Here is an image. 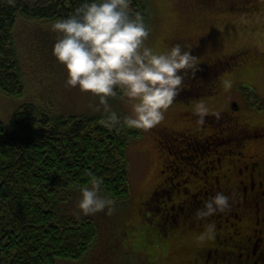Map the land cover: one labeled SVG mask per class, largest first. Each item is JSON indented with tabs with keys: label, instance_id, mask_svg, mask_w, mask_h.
Listing matches in <instances>:
<instances>
[{
	"label": "trees",
	"instance_id": "1",
	"mask_svg": "<svg viewBox=\"0 0 264 264\" xmlns=\"http://www.w3.org/2000/svg\"><path fill=\"white\" fill-rule=\"evenodd\" d=\"M81 2L82 0H0L1 93L8 97H22L27 90L17 34L18 25L22 22L50 24L55 18L70 15ZM148 3V0H130L131 11L141 12L146 22L150 17ZM180 7L190 15L187 21L200 27L201 35L209 37L210 30L204 31V28L216 25V19L197 18L192 13L217 11L233 16L260 14L264 11V0H182ZM185 21L186 19H182L181 23ZM225 24L230 27L227 28L228 31L234 27L230 19ZM183 31V28L175 29L166 38L163 49L167 51L176 43L182 44L198 58V67L196 71L187 72L183 89L176 100L191 103L193 96L214 93L218 76L228 68L236 66L241 70L250 69L263 62V57L253 54L254 49L247 46L232 54L235 57L230 64H220L226 62L222 59L226 56L202 61L199 58L202 46L197 41L200 33L197 35V32H193L186 36ZM47 36V40L52 41L51 33ZM234 60L237 61L235 65ZM101 116L100 113H49L36 103L28 101L9 122L0 118V264H57L58 259L85 260L98 242L99 225L91 217H75L71 207L74 199L80 195L78 185L88 183L90 174L103 177L102 191L113 197L116 204L123 205L131 198L127 147L133 139L142 135V130L125 129L117 132L99 124ZM193 116L195 122L199 123L196 115ZM219 123H223V120ZM206 124L213 130L222 129L218 123L213 125L211 121H206ZM228 139L227 136H214L211 139L214 146L227 142L218 151L222 154L221 160L231 152L234 153V149L230 147L235 141ZM173 142H176L175 139ZM174 143L173 146L168 145V153H174L180 158L172 167L173 175L182 177L186 173L187 177L196 176L200 168L208 163L204 155L205 149L211 144H205L204 148L197 139L188 140V143L184 141L180 145ZM173 148L175 150L172 152ZM200 194L198 202H194L190 206L193 208L186 211L188 221L181 228L175 227V223L164 224V227L155 224L153 218L161 213L153 207V203L143 202L138 210L143 217L140 227H134L144 240L140 246L141 251L150 250L149 244L155 243L158 238L157 243H162L166 252L169 251V245L174 243L179 245L177 254H183L184 249H189L195 253L193 259L202 255V242L211 239H201V234L208 223L214 224L216 231L219 214L203 219L197 217L199 205L203 206L216 193L205 191ZM179 195L176 192V196ZM178 212H181V208L170 212L169 216L174 214L178 218ZM167 234H171L170 238ZM173 234L176 236L174 239L171 237ZM189 235L194 238L195 243L187 247L185 242ZM102 252L103 250L100 254ZM193 259L187 262L181 259L180 262L192 264Z\"/></svg>",
	"mask_w": 264,
	"mask_h": 264
},
{
	"label": "rangeland",
	"instance_id": "2",
	"mask_svg": "<svg viewBox=\"0 0 264 264\" xmlns=\"http://www.w3.org/2000/svg\"><path fill=\"white\" fill-rule=\"evenodd\" d=\"M148 1L151 13L148 21L151 24L149 22L147 24L151 28V34L147 43L154 50L165 51L163 49L164 42L169 35L175 32V29L183 28L186 36L193 32L195 34L197 32L198 35L202 31L200 27L197 28V25L187 21L190 15L180 7L182 0ZM262 12L264 13V11ZM262 12L238 16L221 14L217 11L201 14L192 13L197 18H215L217 21L216 25L204 28V31L210 30L209 37H204L205 34L201 35V33L198 36L197 41L202 46L199 58L202 61L207 62L217 57L226 56L222 58L223 61H226L222 63L224 66L233 60L232 58L235 56L233 57L232 54L234 52L247 46L254 49L255 53L253 54L262 56L263 62L253 65V68L250 69L241 70L237 69L236 66L231 69L228 68L221 73V76H218L214 93L194 96L195 98L193 97L191 103L175 100L168 109L165 119L158 126L148 131L142 130V135L133 139L127 147L132 198L123 205L116 204V211L111 215L105 211L85 216L78 214L76 205L80 195L77 196L72 203V214L75 217H91L98 223L100 229L98 242L85 260L58 259L57 264H183L180 262L181 259L187 262L195 257V253L189 249H184L183 254H177L179 245L174 243L169 245L168 252L159 242L150 243V250L141 251L140 246L143 245L144 240L141 234L134 229V227H140L143 218L138 211L140 206H143V202L150 196L156 194L157 191L154 189L160 184L161 179L172 176L171 171L165 167L166 162L174 159V155L168 153V145L171 146L172 144L163 139V134L157 129L169 126L176 129L187 127L197 130L198 126L193 115L195 114L194 107L200 101H203L209 108L210 114L206 121H211L213 125L218 123L222 127V123L220 124L219 121L226 119L224 114L229 110L228 104L233 103V101L239 105L236 114L241 119L249 123H264V55H262L264 53V15ZM182 19H186V21L181 23ZM229 19L234 25L230 31L227 29L230 28L227 26L228 24H225ZM201 20L197 19V21ZM17 28H19L17 34L22 50V65L26 72L27 90L22 97H8L0 92V118L9 122L16 111L28 101L36 103L49 113L102 114L94 108V105L98 103L95 97L91 94L82 93L76 88L65 86L66 71L53 55L56 34L50 30V24L22 22ZM49 33L53 37L52 41L47 40ZM229 55L231 56L229 57ZM236 63L237 61L234 60V65ZM194 90L192 94H194ZM110 102L114 110L121 114H127L128 107L122 104L118 98H110ZM216 112L221 113V115L217 117ZM196 117L199 119L197 115ZM203 126V131L210 134V130L213 128L206 122ZM226 143L215 146L209 145L205 149L206 155L204 157L206 161L208 160L204 167L206 172L213 174L220 169H227L230 159L237 157L238 153L234 150V153L231 152L221 160L218 151H221ZM174 150L173 148L171 151ZM165 169H168V172L162 174L161 171ZM183 174L185 176L186 173ZM194 181L196 179L192 180L191 184ZM164 195L163 197L167 198L171 193L165 192ZM163 197H156L153 207L158 209L164 199ZM185 243H187V247H190L195 243V240L189 235ZM101 250L103 252L100 254ZM185 262L184 264H186Z\"/></svg>",
	"mask_w": 264,
	"mask_h": 264
},
{
	"label": "clouds",
	"instance_id": "3",
	"mask_svg": "<svg viewBox=\"0 0 264 264\" xmlns=\"http://www.w3.org/2000/svg\"><path fill=\"white\" fill-rule=\"evenodd\" d=\"M50 30L56 34L53 55L66 71L65 86L95 97L94 108L102 112L98 123L117 132L158 126L182 91L187 72L198 67V58L180 43L154 50L147 43L151 29L141 12L131 11L130 0H82L70 15L51 20ZM110 98L126 105L127 114L114 110ZM194 113L203 125L210 110L200 101ZM90 176L78 185V214L111 215L116 200L102 191L103 177ZM232 196L217 192L197 209V217L226 213ZM214 238L215 225L208 223L201 239Z\"/></svg>",
	"mask_w": 264,
	"mask_h": 264
},
{
	"label": "flooded vegetation",
	"instance_id": "4",
	"mask_svg": "<svg viewBox=\"0 0 264 264\" xmlns=\"http://www.w3.org/2000/svg\"><path fill=\"white\" fill-rule=\"evenodd\" d=\"M228 106L222 129H211L210 134L205 133L204 126L199 123H196L197 130L169 126L157 129L163 134V139L172 145L174 139L177 145L197 139L203 147L210 143L212 146L211 139L214 136H227L228 141L231 139L235 141L230 148L237 151V157L230 159L227 169H220L213 174L201 167L196 176L178 178L173 175L172 167L179 162L180 157L174 155V159L166 162L165 166L171 171L172 176L161 179L160 184L154 189L157 195L150 196L147 199L149 201H144L145 204L150 202L154 204L156 197H163L164 192H170V198L163 197L158 208L161 214L155 215L153 220L155 224L163 227L164 224L175 223V227L181 228L188 221L186 211L193 208L190 206L194 202H198L200 192L212 194L223 191L230 196L235 193L232 196L230 210L219 214L218 220L216 219L218 226L215 238L202 242L200 248L204 252L193 259L192 264H264V123H249L241 119L236 114L239 109L236 101L230 102ZM218 155L221 156L220 153ZM168 169L161 173L165 174ZM195 179L196 181L191 184ZM176 192L180 195L176 196ZM178 208H181L184 216L178 212V218L174 217V214L170 217L169 213L176 212ZM170 235L167 234L168 238ZM171 237L174 239L176 236L173 234ZM157 241L158 238L155 242ZM206 255L208 257H205Z\"/></svg>",
	"mask_w": 264,
	"mask_h": 264
},
{
	"label": "bare ground",
	"instance_id": "5",
	"mask_svg": "<svg viewBox=\"0 0 264 264\" xmlns=\"http://www.w3.org/2000/svg\"><path fill=\"white\" fill-rule=\"evenodd\" d=\"M143 1V0H142ZM244 2V1H243ZM143 4V3H142ZM149 4V3H148ZM227 4V3H226ZM234 6V5H233ZM150 8V7H149ZM149 8H148V10H149ZM152 8V7H151ZM151 14V13H150ZM149 22V21H148ZM150 23V22H149ZM151 24V23H150ZM150 27V26H149ZM151 29V28H150ZM44 32H46V31H44ZM43 32V33H44ZM45 43V42H44ZM35 45V44H34ZM33 46V45H32ZM20 47V46H19ZM29 49V48H28ZM220 64H222V63H220ZM221 72V71H220ZM202 73V72H201ZM215 77V76H214ZM204 79V78H203ZM185 82V81H184ZM205 82V81H204ZM205 90V89H204ZM211 90V89H210ZM190 91H192V90H190ZM249 92V91H248ZM253 92V91H252ZM181 93V92H180ZM194 97V96H193ZM203 97V96H202ZM251 97V96H250ZM247 100H248V98H247ZM264 102V101H263ZM254 104V103H253ZM255 105V104H254ZM252 108V107H251ZM254 108V107H253ZM239 110V109H238ZM212 116V115H211ZM218 120V119H217ZM210 124V123H209ZM225 132V131H224ZM226 133V132H225ZM231 134V133H230ZM186 137V136H185ZM250 138V137H249ZM233 140V139H232ZM178 142V141H177ZM220 142V141H219ZM127 143V142H126ZM127 145V144H126ZM218 147V146H217ZM236 153V152H235ZM221 156H222V154H221ZM220 161V160H219ZM240 161V160H239ZM187 162V161H186ZM213 163V162H212ZM214 164V163H213ZM120 165V164H119ZM255 167V166H254ZM248 170V169H247ZM260 176V175H259ZM219 182V181H218ZM228 185V184H227ZM125 186V185H124ZM225 187V186H224ZM74 191V190H73ZM165 193V192H164ZM227 194V193H226ZM259 194V193H258ZM214 195V194H213ZM229 195V194H228ZM169 197V196H168ZM242 197V196H241ZM128 198V197H127ZM132 198V197H131ZM170 198V197H169ZM261 198V197H260ZM121 201V200H120ZM125 202V201H124ZM61 204V203H60ZM60 209V208H59ZM62 211V210H61ZM154 221V220H153ZM194 226V225H193ZM167 229H168V227H167ZM84 255V254H83ZM227 259V258H226Z\"/></svg>",
	"mask_w": 264,
	"mask_h": 264
}]
</instances>
